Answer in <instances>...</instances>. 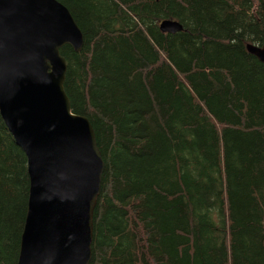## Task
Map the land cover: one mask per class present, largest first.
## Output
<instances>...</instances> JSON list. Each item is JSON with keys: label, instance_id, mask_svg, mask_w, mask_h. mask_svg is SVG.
Listing matches in <instances>:
<instances>
[{"label": "trees", "instance_id": "obj_1", "mask_svg": "<svg viewBox=\"0 0 264 264\" xmlns=\"http://www.w3.org/2000/svg\"><path fill=\"white\" fill-rule=\"evenodd\" d=\"M73 112L106 167L90 264H264V0H58ZM183 26L163 32L160 22ZM28 160L0 113V264H18Z\"/></svg>", "mask_w": 264, "mask_h": 264}, {"label": "water", "instance_id": "obj_2", "mask_svg": "<svg viewBox=\"0 0 264 264\" xmlns=\"http://www.w3.org/2000/svg\"><path fill=\"white\" fill-rule=\"evenodd\" d=\"M163 32L183 26L160 22ZM65 45L83 32L58 0H0V113L28 160L30 195L18 264H90L106 167L89 118L73 112ZM264 62V45L247 44Z\"/></svg>", "mask_w": 264, "mask_h": 264}]
</instances>
